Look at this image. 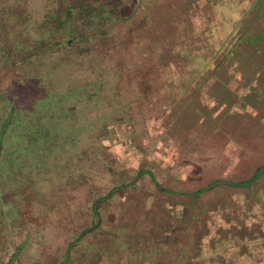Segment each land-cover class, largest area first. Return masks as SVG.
I'll use <instances>...</instances> for the list:
<instances>
[{
  "label": "rangeland",
  "instance_id": "obj_1",
  "mask_svg": "<svg viewBox=\"0 0 264 264\" xmlns=\"http://www.w3.org/2000/svg\"><path fill=\"white\" fill-rule=\"evenodd\" d=\"M63 1L0 0V264H264V172L177 194L264 164V0H109L103 47L53 43Z\"/></svg>",
  "mask_w": 264,
  "mask_h": 264
},
{
  "label": "trees",
  "instance_id": "obj_2",
  "mask_svg": "<svg viewBox=\"0 0 264 264\" xmlns=\"http://www.w3.org/2000/svg\"><path fill=\"white\" fill-rule=\"evenodd\" d=\"M108 1L109 0H64L62 2L63 3L62 7L57 8L58 9L57 11L55 10V11L48 13L46 16V18L48 19L50 18V20L54 18L53 19L54 29L47 31L48 36L54 35L55 39L53 43L57 46H63L64 44L72 45L73 43H75V41L77 42L79 41L78 43L83 42V41H92V42L94 41L97 44L96 47L98 46L103 47L102 40L103 38L108 36L109 32L113 29V27H115L119 23L121 24L123 21L128 20L130 18V14L127 15L126 13H123L122 16L117 14L118 10H117L116 3L114 2L115 5L113 3L108 5L107 3ZM63 33L65 34V36ZM262 33H264V29L261 30L258 34L261 35ZM76 39H79V40H76ZM107 39L108 41L110 40L108 37ZM112 40L113 41H111V43L113 42L114 44L115 40L114 39ZM8 112H10V110H8ZM3 124H5L4 126H7L6 121ZM144 172L148 173V176L154 188L161 190L159 184L156 182V180L154 179V176L149 172V170H145ZM263 172H264V164L257 166L254 170V173L244 181L225 182L224 180L217 179V180L209 182L208 184L194 191L185 192V193L178 192L177 194H180L181 196L185 198H196L198 195L209 190L210 187L217 186L219 184H229V185H233L236 187H250V185L254 183ZM140 174H141V171H136L135 178L139 176ZM121 178L122 177L120 176L119 179ZM133 180L128 181V184L125 182H119V183L117 182L110 188L107 194L100 195L97 198H95L92 204V210H93L94 215L93 217L90 218V222L92 224L86 227L83 230L82 234L85 232L95 231V229H97L101 223V218L99 217V213L94 205L97 202L106 201L107 199L111 198L113 193L117 189L130 186V190H131L133 188L132 187V183L134 182ZM164 191L172 192L169 190H164ZM194 214L195 213H192L190 215L192 219H194V217L196 216ZM171 218L182 222L181 224L183 225L184 229H189L187 225L183 223V220H181L182 215L177 216V218L176 217H171ZM185 218L186 216L184 217V219ZM135 229H138V231H141L140 227H136ZM178 230H179L178 235H182L184 233L182 230L180 231V228H178ZM166 232H169V230L166 229ZM110 236L112 239L116 238V235L114 236L113 233L110 234ZM172 239L175 242H169L168 244L167 242L165 243L163 242L165 245L160 246V248L158 247L157 250L158 252H162V256H164L165 258L169 257V259L171 260L170 263L171 262L173 264L181 263L187 251L185 245H188L189 237L187 236V239L184 241L178 240L177 238H172ZM155 243H160V242L159 240H156ZM182 244L184 246H182Z\"/></svg>",
  "mask_w": 264,
  "mask_h": 264
}]
</instances>
